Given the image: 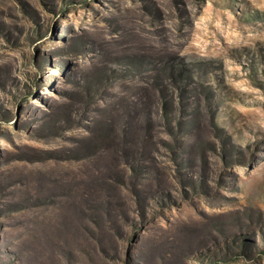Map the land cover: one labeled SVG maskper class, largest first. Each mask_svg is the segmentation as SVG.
I'll use <instances>...</instances> for the list:
<instances>
[{
	"label": "rangeland",
	"instance_id": "rangeland-1",
	"mask_svg": "<svg viewBox=\"0 0 264 264\" xmlns=\"http://www.w3.org/2000/svg\"><path fill=\"white\" fill-rule=\"evenodd\" d=\"M0 264H264V0H0Z\"/></svg>",
	"mask_w": 264,
	"mask_h": 264
}]
</instances>
